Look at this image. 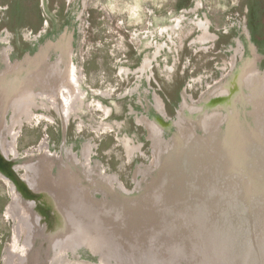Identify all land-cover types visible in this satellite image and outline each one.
I'll return each mask as SVG.
<instances>
[{
    "label": "rangeland",
    "instance_id": "1",
    "mask_svg": "<svg viewBox=\"0 0 264 264\" xmlns=\"http://www.w3.org/2000/svg\"><path fill=\"white\" fill-rule=\"evenodd\" d=\"M199 21L209 24L208 31L213 38L207 42L198 41L202 35L197 26ZM67 31L72 34L65 53L70 56L80 93L66 121L62 115L64 108H56L38 86L34 88L33 101L26 103L31 105L34 118L23 119L21 125L14 124L15 114L19 118L23 116L19 113L22 106L17 111L9 105L0 112V158L12 161L20 180L26 179L23 163L27 157L47 155L54 164L50 172L52 182L57 180L56 167L59 164H71L81 170L89 164L108 177L112 185L127 190L122 194L129 193L136 180L141 178L140 174L133 178L135 167L149 166L155 156L147 129L138 118L159 122L162 116L163 126L157 127L162 130V143H168L176 132L172 120L177 118L181 109L183 93L188 103L206 105L216 98V94L227 92L225 82L232 78L230 74L233 72L234 75L254 51L259 55L257 59L253 58L254 71L264 75V0H0V80L18 71L19 75L26 72V64H33L27 59L36 56L46 41L57 43L55 51L46 58L48 63L56 65L60 37ZM251 43L254 45L252 52ZM157 46L160 49L155 55ZM239 47L241 53L232 64L231 58ZM3 55L7 58L6 64L1 60ZM145 59H149V64L142 71ZM249 82L252 86L247 90L250 91L258 87L262 79L252 74ZM263 90L261 88L260 93L255 91L257 99L262 98ZM202 95L206 99L209 97L208 100L201 102ZM157 101L162 104L165 117L156 110ZM188 108L193 110L191 104ZM222 110L225 113L226 109ZM230 110L232 112L233 108ZM201 111L194 110L191 115L197 119H189L198 128H201ZM241 115L244 117L243 111ZM194 134L198 136L196 129ZM128 146L133 147L130 152ZM84 147L90 149L88 160L82 156ZM163 149L159 160L172 154L169 144ZM197 152L194 150V154ZM243 161L245 164V159ZM227 167L232 170L231 166ZM239 169H242L241 165ZM25 189L24 198L33 201V205L37 202L38 207H33L37 211L36 221L39 218L43 225L36 231V237L30 243H34V248L31 246V249L37 250L41 264H49V260H41L43 251L41 249L40 254L36 246L40 241L49 242L44 224H48L50 210L45 208L46 213H42L38 194ZM16 191L13 180L1 175L0 264H3L8 248L21 250L28 257L29 245L21 246V242L14 238V222L5 215L6 206ZM96 195L100 196L99 193ZM233 199L231 203L235 204ZM261 202L260 199L252 200L254 206L264 209ZM249 212L247 210V214ZM262 212L259 218L264 221ZM259 218L254 223L253 216H248L244 223L241 222L244 228L235 223L236 229L227 232L218 242L223 250L228 236L234 237L232 250L237 254L230 249V262L226 264H253L249 250L253 241L258 240L263 249L261 263L258 261L264 264V246L258 237ZM240 229L245 233L240 235ZM212 234L216 235L215 230ZM213 246L216 248V242ZM74 247V251L71 250L74 255L65 252L67 259L99 264L101 256L86 245L77 242Z\"/></svg>",
    "mask_w": 264,
    "mask_h": 264
},
{
    "label": "bare ground",
    "instance_id": "2",
    "mask_svg": "<svg viewBox=\"0 0 264 264\" xmlns=\"http://www.w3.org/2000/svg\"><path fill=\"white\" fill-rule=\"evenodd\" d=\"M6 59L4 55L1 58L5 64ZM254 67L253 64L242 77L245 83L241 91L232 92L228 88L227 92L221 93L226 96V100L231 98L230 107L225 113L221 112L223 108L218 109L216 105L211 108L193 107V110L201 109L205 112L201 128L196 130L198 136L195 137L194 128L181 120L180 113L178 114V118L174 120L176 132L172 140L162 143L159 137L156 160L154 159L157 169L150 182L148 181L149 184L138 192L122 194L123 192H113L105 186L104 190H100L80 173L78 179L77 169L71 164H59L56 167L57 180L52 182L50 172L54 164L47 155L40 158L37 155L27 157L23 163L26 179L20 180L12 161L0 158V176L7 175L11 178L17 189L12 194L16 200H11L5 212L7 217L12 219L15 228L21 229L26 225L24 229H28L27 235L30 238L31 222L24 216L25 224L19 220V211L14 202L22 201L24 206L29 207L39 230L43 225L39 218L36 221V210L33 209L38 204L34 202L33 205V201L24 198L25 188L38 194L41 200L38 202L43 207L42 213H46L45 208H48L49 215L51 214L48 224H44L49 242L43 243V255L45 261L56 255L52 264H92L67 259L65 252L69 251H66L64 244L68 241L72 244L81 242L90 250L93 249L94 253L101 256L99 264L229 263L230 249L234 246L233 235L228 236L224 248L222 247L225 252L218 242L223 240L222 237L227 232L232 233L231 230L236 229L235 223L241 226V222L244 223L248 216H253V222L256 223L259 214L264 211L252 203V200L260 199L262 207L264 206V95L259 99L255 96L256 92H261V88L264 89V75L255 72ZM240 71L241 69L238 73ZM19 73L7 75L0 80V112L9 105L17 109L24 99L27 103L33 101L31 86L27 83L31 72ZM32 74L35 75L36 71ZM252 74L260 77L262 82L249 91L247 89L252 84L248 83V79ZM236 76L233 72L230 74L234 80ZM242 92L247 101L255 102H242ZM242 103L245 104L244 107L240 106ZM236 106L239 107V112L235 111ZM230 108H233L232 112ZM242 111L244 117L241 115ZM18 119V114H15L13 123L17 124ZM168 144L172 154L159 160L162 155L160 150L162 147L165 149ZM178 149L181 150L179 154ZM194 150L198 152L194 154ZM243 159L245 164L244 161L242 163ZM237 165H241L242 169ZM227 166H231L232 170ZM78 181L89 183L85 187L84 183L78 184ZM55 183L61 186L58 192L53 186ZM97 193H100L99 197ZM232 199L235 204L231 203ZM82 203H86V206H79ZM247 210L250 211L249 214ZM262 214L264 215L263 212ZM261 220L258 224V237H261L264 246V221ZM214 230L216 235L213 236ZM240 230L239 234L242 235L244 229ZM15 239L20 241L19 234ZM22 240L23 237L21 243L24 244L26 237L25 241ZM258 241H253L249 250L253 264H259V261L261 263L263 249ZM214 242L216 248L213 246ZM30 243L28 239L25 244ZM104 243H108L110 249L96 246ZM50 250H54L53 255L52 252L47 253ZM7 252L4 255L5 264H10L14 254L12 251L10 255H6L9 254ZM225 253L228 254L224 257ZM232 253L236 252L232 250ZM27 254L28 257L25 253L18 254V261L13 264H23L27 259L31 260L29 263L32 262L31 254L36 256L35 253Z\"/></svg>",
    "mask_w": 264,
    "mask_h": 264
},
{
    "label": "flooded vegetation",
    "instance_id": "3",
    "mask_svg": "<svg viewBox=\"0 0 264 264\" xmlns=\"http://www.w3.org/2000/svg\"><path fill=\"white\" fill-rule=\"evenodd\" d=\"M198 4H199V2L196 5H198ZM197 26L202 31V35L198 38L199 42H201V43L207 42L210 40V38H213V37H211V35L208 31L209 30V24L207 21L206 22L205 21H199ZM71 34H72L71 31H67V32H65V34H63V36L60 37V41H59V43H60V45H59L60 54L56 55L58 58V63L56 65L54 62L48 63L46 60V58H48V56L53 51H55L54 48L56 47V44H57V43H55V41L54 42L46 41L45 44H43L42 46L39 47L38 52L36 53V56H34L31 59H27L28 63L33 62V64H31V65L26 64V65H28L26 70L31 72V76H28L29 80L27 79V83L31 86L30 87V91H31L30 93H32L31 94L32 97L34 96V92H33L34 88L38 86L40 92L49 101H51L56 106V108H58V107L64 108L62 115H63L65 121H66V118L68 117V114H69L68 112L72 108L74 101L79 97V93H80L79 89L77 88V82H76L74 69L71 66L70 56H68V52L65 53L66 50H68L69 43L71 42V38H70ZM69 40H70V42H69ZM46 46H48V47H46ZM253 46L254 45L251 43L250 44V51L251 52H252ZM156 48H157V50L155 52V55L159 52L160 47L157 46ZM240 49H241L240 47L235 49V53L231 58L232 64L237 61L238 54L240 55V53H241ZM254 54L251 53V57L245 59L243 61V63H241L239 65L241 67L240 68L241 71L238 73V70H236V72L234 74V75H237L235 77V80L230 77L231 79H229L225 82L227 87L230 88L232 90V92H239L243 89V84L245 83V81L244 80L242 81V77L248 71V68L250 69L251 66L253 65V60L257 59L259 57V55H257L255 53V51H254ZM26 55H28V54H26ZM62 62H63V64H62ZM148 64H149V59L143 60L141 70L143 71L146 67H148ZM33 71H36L35 75L32 74ZM248 81H249V79H248ZM24 83L26 84V79L24 80ZM218 86H216V87H218ZM221 93L222 92L216 94V98L211 100V102L207 103L206 105H204V104L198 105L195 103H188V101L185 98V93H183L182 94L183 102L181 104L180 111L177 112V116L180 113L181 120L186 122L191 128H194V130L195 129L199 130L200 127L198 128L196 126V123L189 120L190 117L192 119H197V118L193 117V115H191L194 113L193 112L194 110H190L188 108L189 104H191L192 108L195 105L198 107H203V108H205V107L211 108L214 105H216V108H218V109H222V108L228 109L230 106L231 98L226 100V96L221 94ZM243 95H244V93L242 92L241 93L242 102L247 103L246 98H244L245 95L244 96ZM208 98L206 100H208ZM204 99H205V95H202L200 97V101L203 102ZM26 103H27V100L24 99V102L21 103L20 105H18L17 109H16V110H18V108H20L22 106L19 110H20V113L23 114V116L18 119L19 125H21L24 120L29 121L32 118H34V116L31 113V108H30L31 105H29V104L26 105ZM155 107H156V110L165 117L162 104L159 101L156 102ZM60 108H59V110H60ZM239 110L240 109L237 106L235 108V111L239 112ZM200 113H201L200 117L202 120V118L204 116V112L201 111ZM162 119L163 118L161 116V120L159 122H157L156 120H150L149 118L147 119L146 117L138 118V122L145 125V127L147 129L148 137L151 139L150 141L152 142V152H154L153 155L156 154V151L158 149L159 137H160V139H162V134H160V133H162V130H159V128L157 127V125L163 126L164 121L162 122ZM174 120H172V123L174 122ZM125 145H127L126 142H125ZM42 147H43V145H42ZM165 147H167V145ZM132 149H133V147H130V146L127 147L128 152H130ZM89 151H90V149L88 147H84L82 150V156L86 160H88ZM160 152L162 153V150H160ZM154 159H155V156H154ZM155 160H153L152 164H150L149 166H146V167L136 166L135 167L134 173H133V178L136 179L137 174H140L141 178L136 180L134 189L130 190L131 192H138L142 188H144V186L149 184L150 179L152 178L153 172L156 169ZM158 162H159V160H158ZM75 168L77 169L76 172H77V178L78 179H79V176L81 174V176H83V178L85 177L86 180H88L91 184L95 185L100 190H104V186H105V187H108L113 192L122 193L123 191H127L124 188H122L121 186L112 185V181L108 177L101 175L98 170L92 168L91 166H89V164L83 166L82 170L77 168V167H75ZM93 175H95L96 177H94ZM81 182L84 183L85 187H86V184L88 185V183H89V182L85 183V181H81ZM81 182L78 181V184H80ZM53 186L57 189L56 190L57 192L61 190V188H60L61 186H58V184L55 183ZM131 192H129V193H131ZM11 200H16L15 197H13V195H12ZM11 202L12 201H10V203ZM10 203H9V205H10ZM14 203L16 204L17 210L19 211V220L25 224L26 221L22 217V216H24L26 218V220L31 222V225H32L31 230H30V233H31L30 236L31 237L29 238V234L27 235L28 229H24L26 225L23 228L18 229V228H15V224H14V238H15V236H17L19 234L20 242H21L22 237H23L22 241H25L24 238L26 237L25 243L28 242V239H30V242H32L33 238L35 239V237H36L35 236L36 231H38L37 227L35 226V220H34L35 218L31 214L29 207L24 206L22 201H15ZM9 205L6 206V210H7ZM79 206H86V203H82ZM6 210H5V212H6ZM25 243L24 244L20 243V244H21V246L23 245L25 247V246H27ZM43 243L44 242L40 241V242H38V244L36 246V248H38L39 252L41 249H42V251L44 250V244ZM74 245H76V243L72 244L71 241H68L67 243L64 244V247L67 249L66 251L71 252V250L73 248L75 249ZM31 246L34 248V243H32V245L29 244V247H28L29 249H27V251L29 253L35 252L37 254L38 253L37 250H32ZM96 246L97 247L102 246L101 249H105L106 247L110 249V246L108 245V243H107V245H105V243H104V244H97ZM91 250H93V249H91ZM7 251H8L7 253H9V254H6V255H10L12 253V251L14 254V259L10 262V264L16 263L18 261V258H19L18 254L21 253V250L16 251V250H13L12 248H8ZM41 252H40V254H41ZM51 252L53 255L54 250H50L47 253L49 254ZM31 256H32L31 258H33V261L29 263L30 259H27L25 261V263H23V264H39V263L41 264V262H39V253L36 256L31 254ZM56 257L57 256L54 255V256H52V258H48L46 260H49L48 263L52 264L53 261H55ZM42 259H44V261H45V256H42L41 260ZM3 264H5V257H3ZM108 264H110V263H108Z\"/></svg>",
    "mask_w": 264,
    "mask_h": 264
},
{
    "label": "water",
    "instance_id": "4",
    "mask_svg": "<svg viewBox=\"0 0 264 264\" xmlns=\"http://www.w3.org/2000/svg\"><path fill=\"white\" fill-rule=\"evenodd\" d=\"M91 252V251H90Z\"/></svg>",
    "mask_w": 264,
    "mask_h": 264
}]
</instances>
